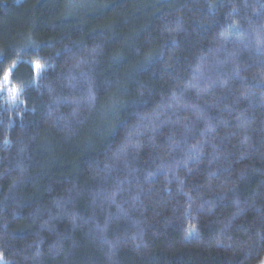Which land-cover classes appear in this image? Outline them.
Masks as SVG:
<instances>
[{"label":"trees","instance_id":"obj_1","mask_svg":"<svg viewBox=\"0 0 264 264\" xmlns=\"http://www.w3.org/2000/svg\"><path fill=\"white\" fill-rule=\"evenodd\" d=\"M6 74L0 264H264V0H0Z\"/></svg>","mask_w":264,"mask_h":264},{"label":"rangeland","instance_id":"obj_2","mask_svg":"<svg viewBox=\"0 0 264 264\" xmlns=\"http://www.w3.org/2000/svg\"><path fill=\"white\" fill-rule=\"evenodd\" d=\"M8 75V74H7ZM13 91V87L9 84V75H8V81L5 82L3 80V85L0 88V92H6V93H11Z\"/></svg>","mask_w":264,"mask_h":264},{"label":"snow or ice","instance_id":"obj_3","mask_svg":"<svg viewBox=\"0 0 264 264\" xmlns=\"http://www.w3.org/2000/svg\"><path fill=\"white\" fill-rule=\"evenodd\" d=\"M37 70H39L40 69V66L37 64V65H35L34 66ZM11 70H9V72H10ZM4 81L5 82H7L8 81V75L6 74L5 76H4ZM12 95L13 96H15L16 95V90L15 89H13V91H12Z\"/></svg>","mask_w":264,"mask_h":264}]
</instances>
